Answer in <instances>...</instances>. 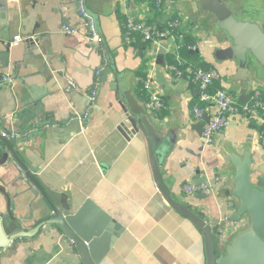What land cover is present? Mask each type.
Masks as SVG:
<instances>
[{
  "label": "crops",
  "instance_id": "1",
  "mask_svg": "<svg viewBox=\"0 0 264 264\" xmlns=\"http://www.w3.org/2000/svg\"><path fill=\"white\" fill-rule=\"evenodd\" d=\"M83 2L99 16L100 30L117 54L115 61L126 90L147 110L151 92L144 88V81L152 78V90L160 96L163 107L157 114L148 110L150 121L163 134L170 130V139L176 136L171 151L166 157L161 155L164 182L172 188L173 196L215 226L226 215L236 221L222 238L218 236L222 250L250 221L248 215L234 220V211L229 209L236 203L233 194H226L234 187L228 178L234 172L230 157L251 151L252 180L264 178V123L259 118L234 115L230 124L206 143L204 122L194 113L196 106L206 104L192 76L193 61L197 55L199 63L217 70L220 77L215 85L239 100L251 97L254 88L264 92V77L253 72L245 83L237 77L235 60L219 58L218 51L229 43H225V33L216 27L214 16L203 8L201 0H166L162 8L156 7L154 0ZM75 6V0H0L1 132L22 139V157L39 169L38 175L53 190L67 197L74 210L92 198L125 227L102 264H206L203 234L192 220L168 204L157 187L146 139L139 135L127 140L118 130L124 112L110 89L111 75L106 83L96 85L97 100L89 108L91 68L98 64L99 56ZM128 17L160 28H166L172 19L181 24L179 31L159 45L150 42L142 47L140 37L125 42L123 24ZM65 27L76 32L66 33ZM17 34L24 39L12 44ZM185 35L196 40V48H191L193 56L183 52ZM35 36L39 43L27 41ZM174 64L183 71L182 76L171 70ZM7 75L12 78L4 82ZM244 87L249 89L247 94L241 92ZM208 112L213 116L217 109L210 104ZM68 123L67 132H62ZM8 168H0V179L6 183L20 172L13 162ZM201 182L212 185V191L184 192L186 183ZM10 186L15 196L27 184L20 181ZM24 197H15L16 208ZM28 204L17 210L18 216L29 213ZM5 208L0 196V209ZM73 259L62 243L30 238L16 244L2 264H74Z\"/></svg>",
  "mask_w": 264,
  "mask_h": 264
},
{
  "label": "water",
  "instance_id": "2",
  "mask_svg": "<svg viewBox=\"0 0 264 264\" xmlns=\"http://www.w3.org/2000/svg\"><path fill=\"white\" fill-rule=\"evenodd\" d=\"M227 1L200 2L203 8L214 16L216 27L225 33L224 41L229 43L218 51V56L223 60H235L238 64L237 77L245 83L253 72L264 77V0H261L262 6L257 10L255 18L237 16ZM75 4V13L81 18V23L90 37L91 29L86 25L87 18L80 11V0H75ZM85 8L93 18L99 36V39H90L93 50L95 49L99 56V62L91 68L93 84L87 95L94 89L98 94L96 85L106 83L109 76H112L110 89L115 93L124 112L118 130L127 140L139 135L146 139L157 187L168 204L192 220L203 234L206 264H264V178L257 182L252 180L254 159L251 151H247L243 156L236 153L231 155L230 162L234 166V172H231L228 178L234 187L226 192L227 196L233 194L236 198V203L229 206V209L234 211L233 219L239 220L248 215L250 221L248 226L235 232L223 245V249L219 250L220 232L217 226L208 222L186 202L176 199L172 188L164 182L161 155L166 157L171 151L176 143V136L170 139V130L163 134L161 129L154 126L150 121L149 111L138 105L131 92L126 90L127 85L122 80L123 74L119 72L115 61L117 54L109 48L100 30L99 16ZM28 40L40 42L39 37H29ZM248 91L249 89L244 87L241 92L247 94ZM249 100L250 96L241 99L242 102ZM210 119V115L204 117L205 122ZM76 121L79 122L78 119ZM68 125L70 124L62 128V132H67ZM161 126L166 127L165 124ZM20 143L22 139L7 137L0 130V168L8 170L10 162H13L20 169L19 174L9 183L0 179V196L6 203V208L0 209V264L3 257L15 249L16 244L26 242L30 238H48L56 244L62 243L66 251L73 256L74 264H102L124 233L125 227L92 198L86 199L78 210H74L67 197L63 198L61 193L53 190L52 186L38 175L39 169L22 157ZM20 181L26 182L27 187L13 196L9 191L12 187L10 185ZM18 195L25 197L19 208H16L15 197ZM29 195H32L31 199ZM27 204L29 213L18 216L17 210H22Z\"/></svg>",
  "mask_w": 264,
  "mask_h": 264
},
{
  "label": "built area",
  "instance_id": "3",
  "mask_svg": "<svg viewBox=\"0 0 264 264\" xmlns=\"http://www.w3.org/2000/svg\"><path fill=\"white\" fill-rule=\"evenodd\" d=\"M166 0H154V4L158 8H162ZM83 0H80V11L84 17L87 18L86 25L91 29L90 37L91 39H99V36L95 30V22L93 18L88 14L85 6L83 5ZM181 22L178 19H172L167 22L166 28L155 27L145 22L136 20L133 17H128L123 24L124 29V39L125 42L131 43L136 37H141L142 40L150 43L160 44L162 40L167 39L169 36H173L176 28L180 26ZM64 31L66 33H74L76 29L65 27ZM24 39L21 34L14 35L11 43L17 44ZM196 48V46H193ZM171 70L175 71L178 76L183 75V71L179 69L175 64L171 66ZM192 76L198 88L200 90V99L206 104L204 107L196 106L194 108V113L196 117L204 122L203 127V137L206 143H211L216 134L222 131L231 122L232 116L243 115L247 117L259 118L264 123V92L260 87L254 88L252 91V96L248 102H240L239 99L229 92L225 88H218L212 90L217 79H219L220 74L217 70L206 69L202 66H197L192 69ZM12 76L7 75L4 78V82L10 81ZM71 85L75 86V82L71 81ZM2 83L0 84V86ZM144 88L151 92L150 99L147 101L148 110L157 114L163 107V102L160 96L152 90V78L149 76L144 81ZM97 90L91 91L89 98L90 106L93 107L97 100ZM213 104L217 109V114L211 116L208 122L204 121V117L209 115L208 107ZM264 135V130H263ZM5 136L18 137L17 134H11L4 132ZM212 185L208 183H186L183 186V190L187 194H194L198 192L210 193L212 191ZM232 205V201H229ZM235 222L231 219L229 215H226L222 222L217 226L218 232H220V238L223 237L225 231L229 227L235 226Z\"/></svg>",
  "mask_w": 264,
  "mask_h": 264
},
{
  "label": "rangeland",
  "instance_id": "4",
  "mask_svg": "<svg viewBox=\"0 0 264 264\" xmlns=\"http://www.w3.org/2000/svg\"><path fill=\"white\" fill-rule=\"evenodd\" d=\"M231 9L239 17L255 18V11L262 6L261 0H228ZM231 232H227L225 238H228Z\"/></svg>",
  "mask_w": 264,
  "mask_h": 264
},
{
  "label": "trees",
  "instance_id": "5",
  "mask_svg": "<svg viewBox=\"0 0 264 264\" xmlns=\"http://www.w3.org/2000/svg\"><path fill=\"white\" fill-rule=\"evenodd\" d=\"M175 31L177 32L179 30H177V28H176ZM138 41H143V42L140 43V45L142 47H144L146 45V43H148V42L142 40L141 37L139 38ZM195 43H196V40L194 38H192V35H185L184 36V44H183L184 45V50H183V52H184L185 55L193 56V54L191 53V48L195 45ZM195 56L197 57V55H195ZM196 57L194 58V61H193L194 62L193 63L194 64V67L202 66V67H204V68L207 69L208 67L204 63H202V62L199 63L197 61V58ZM218 88H222V87L220 85H215L214 84V86L212 87V90H216ZM147 97L149 98L148 95L145 98H147ZM239 101L242 102L241 100H239Z\"/></svg>",
  "mask_w": 264,
  "mask_h": 264
},
{
  "label": "bare ground",
  "instance_id": "6",
  "mask_svg": "<svg viewBox=\"0 0 264 264\" xmlns=\"http://www.w3.org/2000/svg\"><path fill=\"white\" fill-rule=\"evenodd\" d=\"M242 218V217H241ZM241 218L239 220H241Z\"/></svg>",
  "mask_w": 264,
  "mask_h": 264
}]
</instances>
